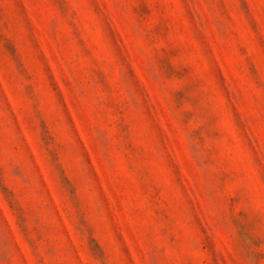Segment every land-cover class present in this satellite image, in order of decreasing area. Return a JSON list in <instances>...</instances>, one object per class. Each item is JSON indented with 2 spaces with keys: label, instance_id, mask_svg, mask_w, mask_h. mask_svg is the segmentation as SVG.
Instances as JSON below:
<instances>
[{
  "label": "rangeland",
  "instance_id": "rangeland-1",
  "mask_svg": "<svg viewBox=\"0 0 264 264\" xmlns=\"http://www.w3.org/2000/svg\"><path fill=\"white\" fill-rule=\"evenodd\" d=\"M0 264H264V0H0Z\"/></svg>",
  "mask_w": 264,
  "mask_h": 264
}]
</instances>
